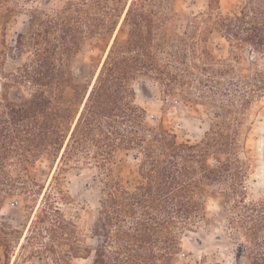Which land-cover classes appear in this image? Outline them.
Here are the masks:
<instances>
[{"label": "trees", "instance_id": "obj_1", "mask_svg": "<svg viewBox=\"0 0 264 264\" xmlns=\"http://www.w3.org/2000/svg\"><path fill=\"white\" fill-rule=\"evenodd\" d=\"M123 1L66 0L52 11L36 7L27 30L9 46L8 24L19 1L0 0L2 85L7 91L29 89L27 97L0 98V204L15 191L34 193L30 169L42 155L60 157L20 251L45 264H73L76 258L91 264H179L182 236L200 223L207 187L216 186L227 204L226 228L241 239V264H264V196L249 199L251 166L242 156L249 110L264 98V0H246L228 13H215L220 0H209L210 10L174 36L165 31L173 0H132L128 9ZM123 10L125 36L115 37L88 95L92 82L79 80L73 59ZM214 28L234 48L231 58L216 59L207 45ZM25 52L27 62L7 70L8 58ZM140 78L181 101H190L193 88L202 100L210 99L216 122L201 142L180 143L169 130L148 123L147 111L136 102ZM120 152H131L137 161L133 185L115 176ZM81 163L101 170L92 244L60 206L69 199L64 172ZM15 167L24 175L13 176ZM17 233L2 223L0 245L6 251L15 248Z\"/></svg>", "mask_w": 264, "mask_h": 264}, {"label": "rangeland", "instance_id": "obj_2", "mask_svg": "<svg viewBox=\"0 0 264 264\" xmlns=\"http://www.w3.org/2000/svg\"><path fill=\"white\" fill-rule=\"evenodd\" d=\"M18 1L19 12L8 24L6 39L9 46H15L18 34L27 30L30 14L34 8L52 11L63 5L66 0ZM131 1L124 0L122 7L128 9ZM245 1L220 0L215 13H228ZM170 8L172 17L166 22L165 31L172 36L183 34L194 16L210 10L209 0H173ZM125 14L126 11L123 10L120 17L114 19L112 27L107 32L88 38L74 57V70L82 83L86 80L92 82L90 87L93 85L94 75L106 58L115 37L118 34L125 36V32H120ZM203 26L205 25L202 24ZM207 39V45L216 59L231 58L234 48L216 28L207 34ZM29 56L30 54L25 52L16 55V58L9 57L7 70L21 66L27 62ZM242 56L245 58L243 63H248L249 53L244 51ZM4 81L0 76V98L6 93L15 99L18 96H29V89L22 86H13L7 91L2 85ZM134 87L136 102L147 111L148 123L169 130L180 143L201 142L211 130L212 124L216 122L213 105L209 103L210 99L199 98L201 94L195 88L192 89L190 101H181L177 97H168L156 82L146 78L137 80ZM249 112L248 129L245 130L248 139L242 156L248 158L251 166L246 181L248 197L250 200H258L264 196V98L255 102ZM215 158L216 152L210 155L211 165L215 164ZM59 160L58 156L42 155L30 169L31 177L36 182L34 193L15 191L3 198L0 204V227L4 222L18 229L19 233H17L18 240L14 243L15 248L6 251V247L0 245V264H14V262L45 264V261L37 255L26 257L28 253L20 251V245ZM114 171L115 176L122 178L126 185L135 184L139 178L137 161L131 152L118 154ZM12 174L24 175V172L15 167ZM100 179L101 170L91 163L71 165L64 172L63 187L67 190L69 199L60 206L67 216L73 217L78 222L81 232L91 244L95 240L94 228L99 214ZM226 216L227 204L223 193L216 186L207 187L205 215L193 230L184 232L178 256L179 264H241L239 260L241 239L226 228ZM73 264H91V259L76 258Z\"/></svg>", "mask_w": 264, "mask_h": 264}, {"label": "water", "instance_id": "obj_3", "mask_svg": "<svg viewBox=\"0 0 264 264\" xmlns=\"http://www.w3.org/2000/svg\"><path fill=\"white\" fill-rule=\"evenodd\" d=\"M103 62H104V60H103ZM103 62H102V64H103ZM102 64H101V66H102ZM101 66H100V68H101ZM100 68H99V72H100ZM99 72H98V74H99ZM98 74H97V76H98ZM97 76L95 77V80H94V82L96 81V78H97ZM94 84V83H93ZM93 86V85H92ZM91 88V87H90ZM90 89H89V92H88V95H89V93H90ZM88 95H87V97H88ZM86 100V99H85Z\"/></svg>", "mask_w": 264, "mask_h": 264}]
</instances>
